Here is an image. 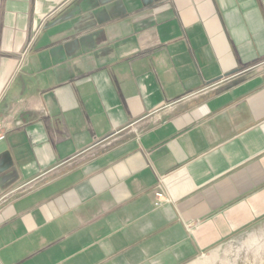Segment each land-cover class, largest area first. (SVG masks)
<instances>
[{
    "label": "crops",
    "instance_id": "crops-1",
    "mask_svg": "<svg viewBox=\"0 0 264 264\" xmlns=\"http://www.w3.org/2000/svg\"><path fill=\"white\" fill-rule=\"evenodd\" d=\"M0 133V264L262 239L264 0H0Z\"/></svg>",
    "mask_w": 264,
    "mask_h": 264
},
{
    "label": "rangeland",
    "instance_id": "rangeland-1",
    "mask_svg": "<svg viewBox=\"0 0 264 264\" xmlns=\"http://www.w3.org/2000/svg\"><path fill=\"white\" fill-rule=\"evenodd\" d=\"M260 234L247 231L216 247L200 258L198 264H264V231Z\"/></svg>",
    "mask_w": 264,
    "mask_h": 264
},
{
    "label": "built area",
    "instance_id": "built-area-1",
    "mask_svg": "<svg viewBox=\"0 0 264 264\" xmlns=\"http://www.w3.org/2000/svg\"><path fill=\"white\" fill-rule=\"evenodd\" d=\"M4 139V135L0 133V142ZM157 200H161L163 198V195L161 193H157L156 195ZM157 205V203H156Z\"/></svg>",
    "mask_w": 264,
    "mask_h": 264
}]
</instances>
